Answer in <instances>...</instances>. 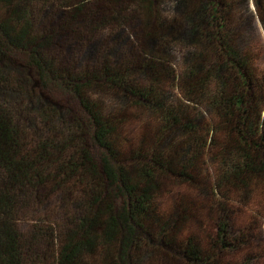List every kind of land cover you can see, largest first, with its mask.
I'll list each match as a JSON object with an SVG mask.
<instances>
[{
  "label": "trees",
  "instance_id": "1",
  "mask_svg": "<svg viewBox=\"0 0 264 264\" xmlns=\"http://www.w3.org/2000/svg\"><path fill=\"white\" fill-rule=\"evenodd\" d=\"M0 264H264V0H0Z\"/></svg>",
  "mask_w": 264,
  "mask_h": 264
},
{
  "label": "rangeland",
  "instance_id": "2",
  "mask_svg": "<svg viewBox=\"0 0 264 264\" xmlns=\"http://www.w3.org/2000/svg\"><path fill=\"white\" fill-rule=\"evenodd\" d=\"M257 25H258V23H257ZM261 30L262 29L258 25V30L257 31L260 34H261ZM58 98H61L64 102H69L68 99H67V97L63 96L62 94H61V96H58ZM70 102H71L70 104H72V106L74 108H77L76 102H74L72 99H71ZM88 144H89V147L91 149V153L98 160L99 159V156H100L101 149L97 146V144L91 138L88 139Z\"/></svg>",
  "mask_w": 264,
  "mask_h": 264
}]
</instances>
